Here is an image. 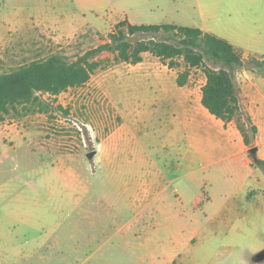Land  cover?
Wrapping results in <instances>:
<instances>
[{
  "label": "rangeland",
  "instance_id": "rangeland-1",
  "mask_svg": "<svg viewBox=\"0 0 264 264\" xmlns=\"http://www.w3.org/2000/svg\"><path fill=\"white\" fill-rule=\"evenodd\" d=\"M134 1L0 0V73L54 53L75 60L124 19L156 24L174 17L166 10L136 15ZM182 1L188 16L178 21L191 26L194 0ZM98 58L102 65L87 83L40 93L46 111L19 108L0 120V264L249 262L251 250L264 247L258 222L239 237L190 202L218 189L212 177L222 163L192 165L149 120L156 97L177 91L184 61L170 68L150 52L137 64L117 62L109 51ZM189 70L181 91L198 95L205 74ZM159 171L166 190L138 191Z\"/></svg>",
  "mask_w": 264,
  "mask_h": 264
},
{
  "label": "crops",
  "instance_id": "crops-1",
  "mask_svg": "<svg viewBox=\"0 0 264 264\" xmlns=\"http://www.w3.org/2000/svg\"><path fill=\"white\" fill-rule=\"evenodd\" d=\"M191 8L198 14L191 26L227 39L245 57L264 58V0H194ZM156 10L174 14L173 19L165 23L183 25L178 19L188 16L182 0H169L164 6L153 4L151 0L134 1L136 15L145 16ZM222 20L226 21L224 26L219 25ZM237 80L243 102L258 126L257 156L264 159V90L259 87V81L264 82V74L243 68L237 72ZM205 82L206 78L202 86ZM182 89L178 86L175 93L164 92L161 97H156L148 116L153 131H165L169 146L182 150L192 165L196 163L205 168L222 163L212 177L213 181H220L218 189L207 192L202 203L198 198L190 199V202L193 205L198 202V208L207 215L212 213L208 217L213 219L216 227L234 228L239 237L246 235L242 228L252 220L264 230V171L253 164L242 133L234 123L225 125L205 108L202 89L198 95L193 90L184 92ZM165 179L159 171L149 182L138 183V191L161 193L168 188ZM176 195L183 201L181 193L176 191ZM260 236L264 245V231ZM251 255L252 259L245 264H264V247L251 250Z\"/></svg>",
  "mask_w": 264,
  "mask_h": 264
},
{
  "label": "trees",
  "instance_id": "trees-1",
  "mask_svg": "<svg viewBox=\"0 0 264 264\" xmlns=\"http://www.w3.org/2000/svg\"><path fill=\"white\" fill-rule=\"evenodd\" d=\"M104 51L113 53L117 62L131 64L142 62L145 52L170 68L179 66L181 59L187 69L177 76L179 86L187 83L190 68H201L206 77L202 86L205 108L225 125L234 123L249 151L257 146L258 126L243 102L237 72L246 68L264 74V58L245 57L225 38L196 26L174 23L133 24L124 19L116 23L106 42L75 60L54 53L0 73V120L19 108L28 111L35 106L46 111L48 107L40 93L58 95L87 83L102 65L98 55ZM249 154L253 159L254 154ZM253 164L264 171V159L257 156Z\"/></svg>",
  "mask_w": 264,
  "mask_h": 264
},
{
  "label": "water",
  "instance_id": "water-1",
  "mask_svg": "<svg viewBox=\"0 0 264 264\" xmlns=\"http://www.w3.org/2000/svg\"><path fill=\"white\" fill-rule=\"evenodd\" d=\"M257 150H258V147H257V146H254V147H252V148L250 149V152H251L252 154H254V156H253V160H256V159H257V155H256ZM95 153H96L95 151L89 152V153H88V156H89V157H92Z\"/></svg>",
  "mask_w": 264,
  "mask_h": 264
}]
</instances>
